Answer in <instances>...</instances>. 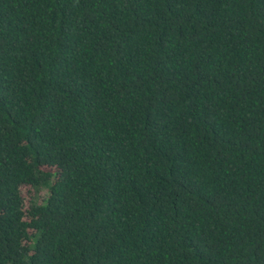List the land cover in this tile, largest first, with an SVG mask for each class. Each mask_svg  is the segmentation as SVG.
<instances>
[{
    "label": "trees",
    "instance_id": "16d2710c",
    "mask_svg": "<svg viewBox=\"0 0 264 264\" xmlns=\"http://www.w3.org/2000/svg\"><path fill=\"white\" fill-rule=\"evenodd\" d=\"M0 264H264V0H0Z\"/></svg>",
    "mask_w": 264,
    "mask_h": 264
},
{
    "label": "rangeland",
    "instance_id": "374dc122",
    "mask_svg": "<svg viewBox=\"0 0 264 264\" xmlns=\"http://www.w3.org/2000/svg\"><path fill=\"white\" fill-rule=\"evenodd\" d=\"M23 194L25 196V200H29V198L31 197L32 193L29 190H23ZM46 196V192L44 190H42L41 193V197L40 198H44Z\"/></svg>",
    "mask_w": 264,
    "mask_h": 264
}]
</instances>
